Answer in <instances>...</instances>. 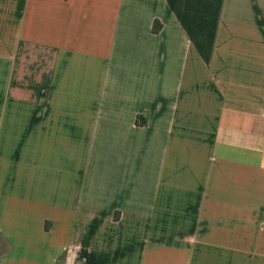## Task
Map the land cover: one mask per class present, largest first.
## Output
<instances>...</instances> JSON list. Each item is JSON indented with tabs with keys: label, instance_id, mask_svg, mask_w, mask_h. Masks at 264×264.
Instances as JSON below:
<instances>
[{
	"label": "crops",
	"instance_id": "crops-1",
	"mask_svg": "<svg viewBox=\"0 0 264 264\" xmlns=\"http://www.w3.org/2000/svg\"><path fill=\"white\" fill-rule=\"evenodd\" d=\"M0 264H264V0H0Z\"/></svg>",
	"mask_w": 264,
	"mask_h": 264
},
{
	"label": "rangeland",
	"instance_id": "rangeland-1",
	"mask_svg": "<svg viewBox=\"0 0 264 264\" xmlns=\"http://www.w3.org/2000/svg\"><path fill=\"white\" fill-rule=\"evenodd\" d=\"M3 248V243L0 241V250Z\"/></svg>",
	"mask_w": 264,
	"mask_h": 264
}]
</instances>
